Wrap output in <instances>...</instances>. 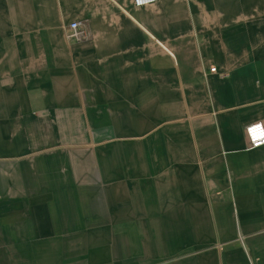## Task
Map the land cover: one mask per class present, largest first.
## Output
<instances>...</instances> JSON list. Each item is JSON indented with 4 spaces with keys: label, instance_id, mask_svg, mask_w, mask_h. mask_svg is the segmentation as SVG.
<instances>
[{
    "label": "crops",
    "instance_id": "obj_1",
    "mask_svg": "<svg viewBox=\"0 0 264 264\" xmlns=\"http://www.w3.org/2000/svg\"><path fill=\"white\" fill-rule=\"evenodd\" d=\"M252 123L264 0H0V230L27 264H264Z\"/></svg>",
    "mask_w": 264,
    "mask_h": 264
},
{
    "label": "rangeland",
    "instance_id": "obj_2",
    "mask_svg": "<svg viewBox=\"0 0 264 264\" xmlns=\"http://www.w3.org/2000/svg\"><path fill=\"white\" fill-rule=\"evenodd\" d=\"M1 162L0 168L8 173L7 162ZM3 176L4 174L0 171V197L4 196L1 189L4 186ZM13 234H15L14 230H0V264H27L34 260L37 261L41 255L30 252L33 249L32 239L15 237L12 236Z\"/></svg>",
    "mask_w": 264,
    "mask_h": 264
},
{
    "label": "built area",
    "instance_id": "obj_3",
    "mask_svg": "<svg viewBox=\"0 0 264 264\" xmlns=\"http://www.w3.org/2000/svg\"><path fill=\"white\" fill-rule=\"evenodd\" d=\"M160 0H134L136 7H143L153 4ZM63 36L67 41L74 43L86 42L90 38L89 31L83 23L71 22L63 28ZM215 73V68L209 70ZM245 136L248 143V149H258L264 146V126L262 123H252L245 127Z\"/></svg>",
    "mask_w": 264,
    "mask_h": 264
}]
</instances>
